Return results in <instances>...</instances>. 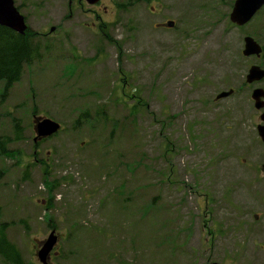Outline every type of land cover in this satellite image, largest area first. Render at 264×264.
I'll return each mask as SVG.
<instances>
[{
  "label": "rangeland",
  "instance_id": "1",
  "mask_svg": "<svg viewBox=\"0 0 264 264\" xmlns=\"http://www.w3.org/2000/svg\"><path fill=\"white\" fill-rule=\"evenodd\" d=\"M235 1L15 0L41 53L0 97V229L26 264L53 230L46 264H264V7Z\"/></svg>",
  "mask_w": 264,
  "mask_h": 264
},
{
  "label": "water",
  "instance_id": "2",
  "mask_svg": "<svg viewBox=\"0 0 264 264\" xmlns=\"http://www.w3.org/2000/svg\"><path fill=\"white\" fill-rule=\"evenodd\" d=\"M90 4H95L100 0H86ZM264 7V0H236L230 14V21L236 26H244L248 24L256 14ZM0 24L11 28L18 32L19 34H25L28 30V25L26 23L25 16L20 12V10L15 5V0H0ZM158 26L172 28L175 26L174 21H167ZM263 46L255 40L254 37L247 35L244 38V48L242 54L245 57H261L263 54ZM264 80V67L258 64H253L250 66L246 76L245 81L247 84H257ZM235 90L231 88L228 91H223L216 96L217 100L226 98L234 94ZM251 97L254 101V107L256 110L264 109V88L254 87L252 89ZM262 124H259L257 131L259 137L264 143V111L260 115ZM36 137L35 141L42 138H49L54 136L61 130V124L51 118H42L37 120L36 123ZM264 174V165L262 166ZM58 237L53 230L47 240L44 242L37 255L39 261L43 264L47 263V259L50 253L56 246Z\"/></svg>",
  "mask_w": 264,
  "mask_h": 264
},
{
  "label": "trees",
  "instance_id": "3",
  "mask_svg": "<svg viewBox=\"0 0 264 264\" xmlns=\"http://www.w3.org/2000/svg\"><path fill=\"white\" fill-rule=\"evenodd\" d=\"M40 53V37L37 32L28 29L27 33L19 34L0 24V83L4 85V88L0 90V97L7 94L14 84L20 81L26 68L40 59ZM14 120L15 131L19 139L23 135V128L19 120ZM8 141L9 138H0L1 152L6 150L5 145ZM5 229L6 226L0 229L1 264H26L18 247L6 237Z\"/></svg>",
  "mask_w": 264,
  "mask_h": 264
}]
</instances>
